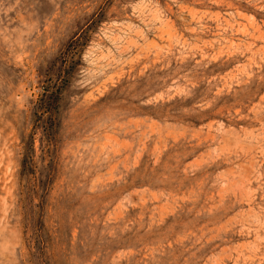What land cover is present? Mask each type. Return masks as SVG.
<instances>
[{
    "label": "rangeland",
    "instance_id": "obj_1",
    "mask_svg": "<svg viewBox=\"0 0 264 264\" xmlns=\"http://www.w3.org/2000/svg\"><path fill=\"white\" fill-rule=\"evenodd\" d=\"M0 264H264V0H0Z\"/></svg>",
    "mask_w": 264,
    "mask_h": 264
}]
</instances>
